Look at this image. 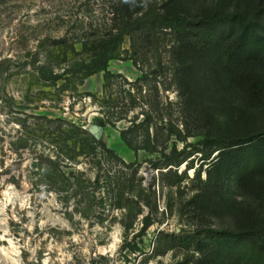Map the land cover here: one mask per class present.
Instances as JSON below:
<instances>
[{
	"label": "rangeland",
	"instance_id": "rangeland-1",
	"mask_svg": "<svg viewBox=\"0 0 264 264\" xmlns=\"http://www.w3.org/2000/svg\"><path fill=\"white\" fill-rule=\"evenodd\" d=\"M110 1L0 0V264H191L198 256L195 244L186 248L167 235L190 240L209 231L237 232L227 206L248 203V182L237 181L234 171L215 188L193 181L202 171L196 154L181 186L165 184L163 170L156 168L162 155L128 147L121 131L130 123L107 124L104 113L113 111L89 96L103 95L105 72L88 75L87 65L94 42L109 33ZM148 1L163 6L173 0ZM260 5L261 0H178L175 11L196 21L217 13L252 15ZM131 54L125 38L106 72L136 81L152 62L136 66ZM244 70L239 88L227 86V67L212 65L208 74L215 79L208 110L233 139L243 133L234 117L241 109L264 118V66ZM115 83L117 90L123 81ZM166 96L177 100L174 93ZM47 119L96 127V138L138 167L141 182L133 194L113 193L96 162L79 155L75 139L64 143L57 124ZM172 142L179 150L186 145ZM187 143L201 150L207 145L200 136Z\"/></svg>",
	"mask_w": 264,
	"mask_h": 264
},
{
	"label": "trees",
	"instance_id": "trees-1",
	"mask_svg": "<svg viewBox=\"0 0 264 264\" xmlns=\"http://www.w3.org/2000/svg\"><path fill=\"white\" fill-rule=\"evenodd\" d=\"M177 1L163 6L148 0L110 1L109 33L94 42L91 64L87 65L88 75L105 72L103 95L100 100L89 96L101 109L113 111L104 113L107 124L130 123L121 131L128 147L162 155L156 168L166 170L161 172L165 184L181 186L187 171L194 168L192 157L196 154L201 155L202 171L207 166V179H202L200 171L193 181L215 188L224 175L234 171L237 181L249 183L248 203L226 205L233 213L237 232L209 231L204 239L195 236L190 240L167 235L186 248L195 244L194 255L198 256L191 264H264V118L259 121L254 112L241 109L234 117L243 133L233 139L215 121L206 101L215 80L208 76L212 65L228 68L226 81L231 88L241 86L244 69L254 64L264 66V0L252 15L217 13L196 21L175 11ZM125 38L131 42L130 58L136 66L152 62L134 82L106 72L116 45ZM119 79L123 84L115 90ZM167 93L176 94L177 100L165 97ZM137 109L139 113L129 119ZM47 121L57 124L64 143L75 139L79 155L96 162L113 193L118 197L133 194L141 182L135 164L119 158L83 127L64 119ZM64 126L72 130L66 131ZM196 136L204 138L206 148L187 143ZM172 139L186 145L179 150ZM182 165L186 169L179 174ZM169 177L175 181H166ZM206 198L212 201L210 193Z\"/></svg>",
	"mask_w": 264,
	"mask_h": 264
},
{
	"label": "water",
	"instance_id": "water-1",
	"mask_svg": "<svg viewBox=\"0 0 264 264\" xmlns=\"http://www.w3.org/2000/svg\"><path fill=\"white\" fill-rule=\"evenodd\" d=\"M96 127H93V128H90V129H88V131L91 133V134H95L96 133Z\"/></svg>",
	"mask_w": 264,
	"mask_h": 264
}]
</instances>
